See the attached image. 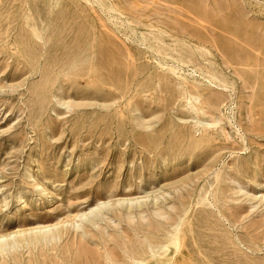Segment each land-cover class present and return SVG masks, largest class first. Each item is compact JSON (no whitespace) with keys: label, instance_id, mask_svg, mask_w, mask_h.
<instances>
[{"label":"rangeland","instance_id":"obj_1","mask_svg":"<svg viewBox=\"0 0 264 264\" xmlns=\"http://www.w3.org/2000/svg\"><path fill=\"white\" fill-rule=\"evenodd\" d=\"M0 236V264H264V0H0Z\"/></svg>","mask_w":264,"mask_h":264},{"label":"bare ground","instance_id":"obj_2","mask_svg":"<svg viewBox=\"0 0 264 264\" xmlns=\"http://www.w3.org/2000/svg\"><path fill=\"white\" fill-rule=\"evenodd\" d=\"M96 210V209H95ZM93 211V210H92ZM90 212V211H89ZM88 212V213H89ZM94 212V211H93ZM93 212H90V213H93ZM87 216L86 215H81V217L80 218H83V219H85ZM44 229H46L45 231H44ZM52 230H50V228L49 227H47V228H38V229H33V230H31V233L32 232H34V235H37V234H40V233H43V235H42V237L40 238V239H46L45 237L47 236V235H49L50 237L51 236H53V233L51 232ZM50 233V234H49ZM21 235V234H20ZM54 237V236H53ZM26 238V237H25ZM24 238V239H25ZM32 238H30L29 240H31ZM39 238H35L34 240H32V241H38V240H40ZM28 240V239H27ZM28 240V241H29ZM16 242V243H15ZM17 242L18 241H13L12 242V244H17ZM21 243V242H20ZM28 243V242H27ZM30 244H32V242H29ZM11 244V245H12ZM13 245V246H14ZM19 244H17V246H18ZM10 246V244L7 242V240H6V237H4V236H0V251L1 250H3V248H5V247H9Z\"/></svg>","mask_w":264,"mask_h":264}]
</instances>
